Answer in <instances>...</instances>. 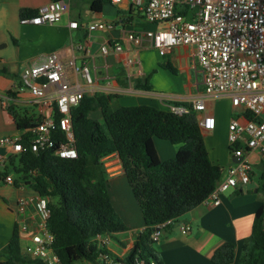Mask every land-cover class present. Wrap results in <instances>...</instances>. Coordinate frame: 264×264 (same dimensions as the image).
<instances>
[{
  "label": "trees",
  "instance_id": "obj_1",
  "mask_svg": "<svg viewBox=\"0 0 264 264\" xmlns=\"http://www.w3.org/2000/svg\"><path fill=\"white\" fill-rule=\"evenodd\" d=\"M36 10L21 9L19 16H32ZM4 44H0V50ZM172 73L176 70L161 65ZM3 75H9L0 69ZM13 77V76H12ZM150 75L135 80L137 89L151 90ZM22 87L21 81L16 88ZM16 90H8L6 96L14 98ZM116 95L95 93L84 95L80 103L71 109L77 150L76 158H60L55 149L37 152L25 151L11 155L0 177L14 173L24 186L40 196L49 197L50 228L54 241L52 248L61 264L86 261L99 264L100 253L107 252L120 264H135L141 259L149 264H163L153 248L151 234L156 225L172 222L204 201L222 176V167L214 164L205 146L202 129L194 112L175 113L169 109L140 104L121 106L108 112V105ZM169 106H184L186 101L169 100ZM101 110L103 124L90 113ZM22 131L23 142L30 135L29 129L38 120L37 114L19 112L16 106L4 107ZM246 117H250L246 113ZM159 139L177 145L175 155L161 161L154 140ZM231 151V146H228ZM116 153L124 176L136 200L144 228L134 236L132 247L122 258L113 255L106 247L98 246V236L112 239L126 232L125 226L113 208L104 180L93 181L87 175V162L92 158L100 166L106 155ZM264 188V165L260 164ZM235 246L225 242L211 257L213 264H232ZM1 264H44L30 259L21 252L16 227L7 245ZM236 264H264V204L256 210L251 232L240 246Z\"/></svg>",
  "mask_w": 264,
  "mask_h": 264
},
{
  "label": "built area",
  "instance_id": "obj_2",
  "mask_svg": "<svg viewBox=\"0 0 264 264\" xmlns=\"http://www.w3.org/2000/svg\"><path fill=\"white\" fill-rule=\"evenodd\" d=\"M110 1L115 4L127 3L146 22L156 25L151 30L125 32L124 40L127 43L141 46L148 41L161 56L177 46L194 48V67L198 66L200 69L205 94L189 102L191 109L169 106L171 111L178 114L190 111L201 113V118H197L199 125L203 131H209L216 126L214 115L208 111L209 98L228 97L231 106L239 110L228 122L230 155L239 160L231 163L226 174L218 179L213 190L204 199L212 205H219L221 193L250 182L252 153L258 152L260 164L264 165V0ZM66 11L64 0H50L39 6L34 15L21 17L20 23L51 25ZM69 27L77 28V22L70 21ZM107 27L103 22H95L87 24L86 30L93 32ZM121 48L119 42H113L102 44L99 51L106 56L109 52L120 51ZM73 51L79 53L81 59L90 49L83 42L74 45ZM129 63L136 64V73L142 74L138 60H129ZM78 77L82 79V83L77 80ZM19 79L22 87L31 95V104L36 109L38 120L29 129L30 135L25 143L22 131L0 136V147L5 149L0 153V170L3 171L11 155L28 150L37 152L53 147L60 158H76L71 109L80 103L86 92L94 89V78L88 63H77L73 54L63 60L58 53L50 52L41 60L24 67ZM246 113L250 115L249 118ZM105 166L110 167L111 163ZM3 181L24 187L11 174L5 175ZM36 199L39 221L37 227L33 226V230L27 235L28 241L21 246V252L30 259L41 260L44 264H61L52 248L54 236L47 225L50 199L39 194ZM29 205L30 199L19 198V213H24ZM169 223L171 222L156 225L151 234L153 242L158 240L162 229ZM26 226L22 225L20 229ZM178 227L183 234L190 230L186 223H179ZM97 240L99 247L107 249L110 238L98 236ZM102 262L120 264L107 252L100 253L99 263ZM135 264L147 263L136 259ZM149 264L156 263L151 260Z\"/></svg>",
  "mask_w": 264,
  "mask_h": 264
},
{
  "label": "crops",
  "instance_id": "obj_3",
  "mask_svg": "<svg viewBox=\"0 0 264 264\" xmlns=\"http://www.w3.org/2000/svg\"><path fill=\"white\" fill-rule=\"evenodd\" d=\"M49 1L0 0V44H4V48L0 50V69H5L9 74L7 76L0 73V136L15 134L17 131L11 115L4 110L5 106L13 104L23 109L28 105L33 106L28 90L23 87L16 88L17 82H20V72L24 67L41 60L50 52L58 53L63 60L73 54L76 56L77 63L80 61L88 63L94 78V89L86 92L85 95L95 93L116 95L112 100H121V105L114 110L121 106L140 104L167 109L169 100L190 102L193 98L204 95L200 90L203 88L200 69L198 66L194 67L196 61L194 48L191 46L173 47L164 55L166 58L163 64L171 65L176 73L179 70L185 72V82L181 85V92L169 90L170 85L165 84V81L168 78L167 74L171 71L163 68L157 61L144 67H141L139 63L142 74L136 73L137 65L130 64L129 60L137 61L136 57L140 50L152 46L148 41L143 42L141 46L127 43L124 40V33L152 28H146L145 26L149 23L127 3L115 4L110 0H64L67 11L63 14L65 15L63 20L62 15L51 25L20 23L21 9L37 10L39 6ZM70 21H76L78 27L70 28ZM95 22H103L108 27L104 30L88 32L86 25ZM83 42L89 45L90 51L84 58L79 59L80 54L73 51V47ZM113 42H119L121 50L109 52L106 56L102 55L99 47ZM151 71L154 72L150 74L149 79L151 90L135 88V80L149 76ZM77 80L83 82L79 77ZM8 90H16V96L7 97ZM225 98L230 100L228 97ZM230 111L232 113L230 117L239 113V110L232 106ZM96 112L102 115L99 109L92 113ZM195 115L198 119L202 116L201 113H195ZM215 130L216 126L213 130H202L203 136L206 133L212 134ZM226 132L228 134V129ZM156 140L159 139H155L154 143L160 158ZM161 147L169 153L165 159L160 158L161 161L173 157L178 149V146L172 144L170 147L166 145ZM4 150L0 147V153ZM251 155L260 159L258 152ZM93 162L100 168L98 172L101 176L90 179L98 181L103 180L101 177H106L110 202L128 228L126 232L114 236L117 244L122 248L119 254L109 246L107 247L113 255L122 258L132 247L136 233L144 228L142 215L124 176L118 155L111 153L101 158L100 166L94 160ZM212 162L226 170L232 163V157L230 155L229 159L225 156L222 160ZM109 163L111 166L106 167L105 164ZM86 171L88 173L87 168ZM247 186L224 191L220 194L219 205L203 201L167 224L162 229L158 240L153 243V248L159 254L163 264H213L211 257L214 251L225 242H231L235 246V260L232 264H236L241 243L251 232L254 214L258 207L264 204V197L261 198L258 189L250 192ZM36 196L37 194L30 187L13 186L5 183L0 177V262L4 260L14 227L21 237V246L27 243V235L33 230V226L37 227L39 217ZM21 197L30 199V205L24 213H19L17 207L18 199ZM179 223L188 224L189 232L183 234L178 227ZM25 224L26 228L20 229ZM117 235L123 236L118 239Z\"/></svg>",
  "mask_w": 264,
  "mask_h": 264
},
{
  "label": "rangeland",
  "instance_id": "obj_4",
  "mask_svg": "<svg viewBox=\"0 0 264 264\" xmlns=\"http://www.w3.org/2000/svg\"><path fill=\"white\" fill-rule=\"evenodd\" d=\"M64 16L65 15L62 16L61 18L62 20ZM145 27L155 29L156 25L153 23H149ZM136 58L139 60L141 67H144V65L146 66L152 65L156 61L162 65L166 57L161 56L156 49L149 47V48H142L139 52L138 57ZM153 73L154 72L151 71L149 75L150 74L152 75ZM167 77L168 78L165 81V84L170 85L169 90L171 92H181L182 90L181 85L185 82V72L181 70L177 71V73L169 72L167 74ZM200 90H202L203 94H205L203 88H201ZM119 105H121V100L113 99L108 107V112H112ZM230 108H231L230 100L228 101L225 97L224 98L211 97L208 100V110L214 114V117L216 119V130L212 134L206 133L204 135V142L209 154V158L212 161L222 160L224 159L225 156L230 159V151L228 148V134L226 132V130L228 129L230 114L232 115ZM16 109H19V112H22L26 109L28 115L30 114L36 115L35 108L30 105H28L24 109L16 106ZM167 109L170 110L169 107H167ZM90 117L97 118L103 124L102 115H100L98 112L90 113ZM156 143L159 150L160 158L165 159L167 154L169 153L166 152L161 146L166 145L167 147H170L171 143L161 140H156ZM173 146H177V145H173ZM250 163L252 165V172L250 174V182L247 184L248 185L247 189H249L250 192L254 191L255 189H258L259 195L262 198L264 197V188L262 187V180H261L260 159L257 158V156L255 155H251ZM227 169L226 170L224 168L222 169V176L226 174ZM87 170H88L87 175L89 176V178L91 177L97 178L98 176H101V173L98 172L100 168L94 164L92 158L88 159ZM10 174L13 176L14 179L17 178V176L14 173H10ZM101 178L104 181H106V177L103 176ZM122 236L123 235H117L116 238L119 239L122 238ZM108 246L111 249H113L117 254H119L122 250L121 246L117 244L115 237L110 239ZM74 264H93V263H89L86 261H79ZM101 264H108V263L102 262Z\"/></svg>",
  "mask_w": 264,
  "mask_h": 264
},
{
  "label": "water",
  "instance_id": "obj_5",
  "mask_svg": "<svg viewBox=\"0 0 264 264\" xmlns=\"http://www.w3.org/2000/svg\"><path fill=\"white\" fill-rule=\"evenodd\" d=\"M239 159L237 158H232V162H237Z\"/></svg>",
  "mask_w": 264,
  "mask_h": 264
}]
</instances>
